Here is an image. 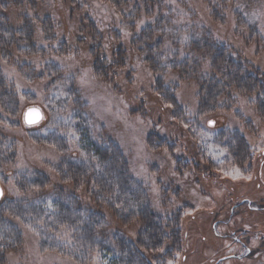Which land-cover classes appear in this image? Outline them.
Masks as SVG:
<instances>
[{
    "label": "rangeland",
    "instance_id": "1",
    "mask_svg": "<svg viewBox=\"0 0 264 264\" xmlns=\"http://www.w3.org/2000/svg\"><path fill=\"white\" fill-rule=\"evenodd\" d=\"M216 2L221 1L211 5L217 7L218 16L208 12L205 0H184L193 14L180 8L182 2L172 0L178 11L175 25L188 27L172 31L173 40L179 47L192 40L199 76L211 70L200 46L202 39H208L225 45L227 53H233L229 56L264 84V0H224L221 7ZM118 12L106 0L0 5V13L14 30L33 27L31 43L36 48L56 43L44 37L46 15L58 24L53 30L58 37L69 31L73 38L79 16L110 27L119 25ZM121 31L127 33L124 26ZM102 32L109 62L116 55L108 47L112 43L108 33ZM173 40L165 39L171 46ZM79 46L83 53L15 49L8 58L0 50V201H4L0 211L8 215L13 199L32 200L33 206L51 210L53 195L36 197L60 192L79 194L89 202L94 185L84 183L76 166L86 156L82 147L91 142L97 148L113 144L136 185L131 188L146 195L155 213H173L178 219V240L166 238L151 249L142 242L143 264H264V109L255 101L258 94L264 99L261 88L250 89L254 101L235 85L215 89L206 98L196 76L181 77L178 70L168 69L157 80L132 50L125 51V62L113 72L103 68L107 74L99 75L86 41ZM34 105L41 108L43 119L26 127L20 117ZM104 210L106 227L137 243L139 219L122 224L114 209ZM19 226L20 243L6 251L4 264H114L117 260L114 252L91 251L90 258L79 262L42 246L44 237L32 226Z\"/></svg>",
    "mask_w": 264,
    "mask_h": 264
},
{
    "label": "trees",
    "instance_id": "2",
    "mask_svg": "<svg viewBox=\"0 0 264 264\" xmlns=\"http://www.w3.org/2000/svg\"><path fill=\"white\" fill-rule=\"evenodd\" d=\"M26 1L27 4H31L35 0ZM26 1L0 0V5L5 6L13 2L20 4ZM106 1L116 11H119L117 14L119 18L114 16L119 25L114 23L110 27H101L91 17L85 15L83 16L85 18H80L79 16L81 23L78 26L77 35L72 38L70 34L72 32L64 31V35L58 37V34L53 31L58 27V24L51 16L46 15L42 21L44 37L48 42L56 40V43L48 46L42 45V47L37 48L34 43H31L32 26L28 24L20 30H14L0 13L1 55L8 58L15 49L23 53L38 52L43 54V52L48 51L53 54L57 52L58 54L59 51L63 50L66 52L65 54H80L83 51L79 43L85 40L89 52L93 53L91 62L93 70L99 75L107 74V71L103 68H109L112 71L113 68L125 62V51L130 52L132 50L138 53L140 63L143 62L146 68L156 75L157 80L168 69L178 70L181 77L196 76L200 94L204 89L206 98L213 95L215 89L222 88L226 90V87L232 85L242 87L241 89L244 92L247 91V97L251 101H254L255 97L250 89L254 91L260 87L264 95V84L253 77L251 72H245L243 63L237 62L229 56L230 53L231 55L233 53H227L225 45L216 43H213V45L209 43L208 39H202L200 46L204 49L205 58L209 61L211 70L200 76L195 73L194 63L196 61L193 57L197 55L195 50L190 48L193 44L191 43L192 40H185V43L183 42L182 46L179 47L180 44L177 45L172 37V31L179 32V28L182 31L188 30L186 26L175 25L177 22L175 16L178 11L172 4V0ZM177 1L178 3L182 2L180 8L184 11V0ZM213 1L218 0H205L208 12L216 16L218 10L217 7L211 5ZM220 1L219 3L216 2L218 7L224 5V0ZM184 12L189 14V12L192 13V10L188 7L185 8ZM85 21H88V23H84ZM122 26L127 29L126 35L121 31ZM102 31L108 33L109 39L112 41L108 44V47L116 55V58H112L109 62L103 51ZM20 33H22L21 36ZM165 39L173 40L174 46L169 45ZM176 55L179 58H176ZM8 93L10 92L8 91ZM255 101L259 103V109L261 104H263L262 109H264V99L260 98L259 94L256 96ZM20 120L22 122L21 117ZM82 148L86 152V156L81 157L79 159L81 164L76 166L84 183L88 186L90 184L94 185L95 193L88 194L89 202L73 192L70 194L61 192L60 194H43L36 197L42 198L53 195V197H50L54 206L51 210L40 209L37 205L33 206L32 200H29V202L22 199H13L14 202L10 200L14 204H12L13 207L10 210L7 209L9 211L8 215L0 211V264L5 263L6 251L20 243L21 229L19 225L32 226L39 232L41 237L45 238H43L42 246H46L47 249L51 250H60V252L76 258L79 262L90 258L91 251H99V253L110 251L111 254L114 252L117 255L114 264H143L144 257L142 250H140L142 242L151 249L157 247L166 238L178 240L179 228H177L178 219H175L176 214L155 213L150 209L145 198L146 195L138 194L131 188V186L134 188L136 185L128 174L122 153L116 146L107 144L104 148H97L91 142L89 146ZM71 166V168L75 167ZM78 177L75 176L77 179ZM118 187L120 193L116 194V189L119 190ZM22 201L27 202L23 203ZM1 202L2 200L0 201V208L4 204V201ZM104 207L114 209L122 224L129 223L132 218L139 219L141 233L137 243L131 242L116 231H111L106 227L107 212ZM25 208L27 211H25ZM66 233L70 235L68 240L65 238Z\"/></svg>",
    "mask_w": 264,
    "mask_h": 264
},
{
    "label": "water",
    "instance_id": "3",
    "mask_svg": "<svg viewBox=\"0 0 264 264\" xmlns=\"http://www.w3.org/2000/svg\"><path fill=\"white\" fill-rule=\"evenodd\" d=\"M43 119V112L40 107L34 105L29 106L22 112V123L26 126H34L39 124ZM3 190L0 185V199L2 198Z\"/></svg>",
    "mask_w": 264,
    "mask_h": 264
},
{
    "label": "flooded vegetation",
    "instance_id": "4",
    "mask_svg": "<svg viewBox=\"0 0 264 264\" xmlns=\"http://www.w3.org/2000/svg\"><path fill=\"white\" fill-rule=\"evenodd\" d=\"M24 126H26V125H24ZM35 126V125H34ZM26 127H33V126H26Z\"/></svg>",
    "mask_w": 264,
    "mask_h": 264
}]
</instances>
